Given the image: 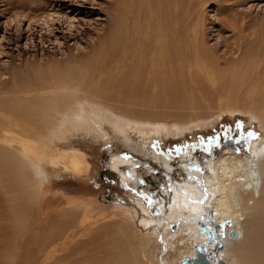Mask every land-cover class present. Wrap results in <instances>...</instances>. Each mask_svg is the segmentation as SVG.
Returning a JSON list of instances; mask_svg holds the SVG:
<instances>
[{"label":"bare ground","instance_id":"1","mask_svg":"<svg viewBox=\"0 0 264 264\" xmlns=\"http://www.w3.org/2000/svg\"><path fill=\"white\" fill-rule=\"evenodd\" d=\"M2 1L6 5L8 19L17 26L21 21L32 22L37 18L41 0ZM206 1L117 0L116 6L110 9V25L104 28L106 30L99 36L100 40L94 42L91 52L73 55L62 65L55 62L53 75L45 84H34L30 73L24 74L21 70H13L10 79L4 85L0 83V162L15 174L20 171L27 185L24 189L27 199L41 208L45 202L44 193L48 191L43 184L59 168L75 174L86 171L88 160L85 161L79 149L69 148L65 153L56 149L55 153L52 152L55 139L62 140L75 120L87 118L88 127H92V119L100 124L108 122L125 141L131 138L128 135L130 130H136L143 138L164 132L181 134L203 122V119L193 116L201 98H209V94L215 91L214 86L237 80L239 86L235 84V90L233 88L225 95L223 92L222 99L243 103L247 108H243V112L249 114L251 121L257 120L264 131L263 42L257 48H251L242 42L241 36H236L238 39L229 43L238 57L234 64L230 59L233 69L230 72L218 70V58L208 44L204 26ZM250 1L254 0H224L225 9L232 15L225 16L223 21L227 20L233 32L242 26L243 30L247 27L256 38L257 33L258 37L261 35L262 20L243 22L250 13L240 8ZM47 17L49 15L42 17L44 23H48ZM19 37L20 34L16 39ZM72 83H76V87L70 88ZM210 86L214 91L209 92ZM241 87L248 90L246 97L238 90ZM107 102L119 105L124 112L115 114ZM257 103L261 106L258 105L260 112L252 110ZM161 104L164 108L189 107L194 111L190 113L193 118L170 125L134 118L156 113L137 110L136 106L156 109ZM41 132L47 134L46 137ZM29 134L37 139H31ZM235 147L233 141L224 147L229 150H223L225 152L221 151L215 157L211 154L213 158L207 162V170L202 171L205 175L203 184L197 183L195 175L201 173V169L191 162L183 164L189 176L188 182L172 185L169 205L165 208L161 205L164 210L157 222L161 227L147 216L149 211L141 202L137 201V205L144 213L142 219L136 220L130 209L118 207L119 214H113L116 216L111 217L110 227L120 235H116L114 241V237L108 239L111 255L107 254V260L100 264H108L109 260L111 264H181L183 257L196 258V246L204 243L223 264H264V137L254 140L246 155ZM129 160L116 154L111 157V167L119 171L120 165ZM44 162L49 164L48 168ZM164 166L171 170L168 161L165 160ZM123 176L125 182L132 179L130 174L124 173ZM50 181L48 183L51 184ZM58 193L66 199V206H55L49 215L39 214L37 218L38 222L44 223L47 232L38 253L50 248L47 254H50L51 264L66 261L68 253L55 258V252H69L80 237L86 240L89 232L104 226L106 218L95 214L87 200L72 199L63 191ZM206 211L209 214L207 221L213 227L228 225L224 234L220 232L219 244L209 241L210 232L202 231L200 215ZM174 224L178 225L175 231L172 228ZM149 227L153 229L149 231ZM158 227L167 251L161 262L156 263ZM233 229L238 232L236 237L229 235ZM202 252H199L201 258L213 264L215 257ZM65 264L74 263L71 260Z\"/></svg>","mask_w":264,"mask_h":264},{"label":"rangeland","instance_id":"2","mask_svg":"<svg viewBox=\"0 0 264 264\" xmlns=\"http://www.w3.org/2000/svg\"><path fill=\"white\" fill-rule=\"evenodd\" d=\"M207 1L206 6L203 7V12H205L203 15L208 44L218 58L219 68L217 69L228 72L233 69L230 59H233L234 64L238 58L234 50H231L233 45L229 43L236 41L238 35L241 36L242 42L247 47L257 48L262 42L264 47V0L250 1L240 7L243 8V12L250 13L249 16L243 18V22L251 19H258L260 22L262 20L261 35L259 36L262 37V41L258 37L259 33L254 38L253 31L247 27L244 28L246 30H243V26L234 32L230 30L227 20L225 22L223 20L226 19L225 16L230 17L232 13L225 9L224 0ZM116 2L117 0H41L40 8L36 13L37 18L32 22L21 21L16 26L14 21L8 19L6 5L0 0V83L4 85L10 79L13 70H21L24 74L30 73L29 77L34 84H45L50 81L55 62L62 65L70 61L73 55L91 52L94 42L97 43L100 40L99 36H102L103 30H106L104 28L110 25L109 21L112 18L110 9L116 6ZM55 10L57 13H53ZM47 15H49L48 23H44L42 17ZM50 16L53 20H50ZM236 17L238 18V16ZM19 34V39H16ZM237 82L236 80L234 83H226L227 85L222 83V86H214L215 91L211 85L208 88L210 91H208H214L211 92L213 95L209 94L211 96L206 97L207 99L201 98L196 110L192 108L195 113L190 111L189 107L175 109L172 106H167L164 108V105L161 104L155 109L150 106H147L149 108L136 106L137 110L145 109L148 113L156 112L153 116L134 117L135 119L140 118L138 120H147L150 123L158 121L170 125L176 121H187L193 116L203 119L200 127H191L181 134L164 132L159 136L152 134L150 138H143L136 130H130L128 135L131 138L129 141H125L119 134L120 132H116L108 122L100 124L92 119L90 130L86 124L87 118H82L81 122L75 120L62 140L55 139L52 152L55 153L56 149L62 153L67 152L69 148L79 149L84 155L85 161L88 160L86 161L87 169L86 171L82 170V173L78 172V174L63 168L56 169L57 173L47 177L48 180L43 184V188L48 191L46 190L44 193L46 203L44 202L41 208L25 197L24 189L27 185L23 182L20 171L17 170L15 174L0 162V264H39L40 262V264H51V259L48 256L50 254H47L50 248L46 249V252L44 250L41 254L38 253L47 232L44 223L38 222L37 218L39 214L49 215V211L55 206L58 208L66 206V199L58 191L70 194L72 199L87 200L90 207L94 208L95 214L106 216L104 226H99L91 233L89 232L85 237L86 240L84 237H80L77 243H73L69 252L67 250L55 252V258L68 253L67 260L63 261L65 263H71L72 260L74 264H100L107 260L106 255H111L108 252L110 251L109 243L107 244L108 239L114 237V241L116 235H120L116 229L112 228L113 231L110 227L111 217L116 216L113 214H119L118 207L130 209L136 220L142 219L144 213L137 205V201L141 202L149 211L147 216L152 217L157 224L161 219L162 210L169 205L172 185L188 182L189 176L186 174L183 164L191 162L195 167H199L201 173L195 174L196 180L198 184H203L205 175L202 171L207 170L209 159L223 150H229L222 147L227 140L225 138L226 129L229 130L227 134L234 137L233 141L239 145L242 153L250 151L254 140L263 139L264 131L257 120L251 121L249 114L243 112V108L247 109L243 103L233 102L235 103L233 104L228 102L227 98L222 99L223 92L225 95L227 91L233 90V88L235 90V84L239 86ZM71 86L70 88L76 87V83H72ZM238 90L241 91L243 97L247 96L246 88L241 87ZM196 96L197 94H195ZM106 104L112 105L111 109L115 114L124 112L119 105H113L110 102ZM223 104L224 106H222ZM258 105V103L255 104V109L252 110L260 112L261 106L259 105V108ZM191 112L194 114H192L193 116H191ZM238 122L242 125L240 129L236 128ZM86 127H88V131ZM249 131L255 135L248 137L246 133ZM41 133L46 137L47 134ZM28 136L33 138L32 134ZM33 139L37 138L34 136ZM218 148L222 149L218 151ZM230 151L235 152L232 149ZM116 154L130 159L120 165V172L114 170L110 163L111 157ZM165 160L168 161L171 170L164 166ZM45 163L44 165L48 168L49 164ZM124 173L125 175L130 174L132 179L125 182L123 180ZM15 175H18L17 178ZM203 201L204 198H202ZM161 205L164 208L161 209ZM134 211L136 212L134 213ZM200 216H202L200 219L203 224L202 231L210 232L209 241L218 242L220 232L224 234L228 225L224 224V228L221 225L213 227L207 221L209 217L207 211L204 214L201 213ZM157 225L160 226L159 223ZM160 227L157 231L158 237H155L159 244V251L155 256L156 263L161 262L167 251V244L163 242ZM177 227L178 225L174 224L172 228L175 231ZM149 228V231L153 229ZM216 236L217 238H215ZM77 244L80 245L76 246ZM202 245V247L207 246L206 243ZM197 247L199 246H196L194 252L197 251ZM54 257L52 259H55ZM63 262L60 264H65ZM108 264H111L110 260Z\"/></svg>","mask_w":264,"mask_h":264},{"label":"water","instance_id":"3","mask_svg":"<svg viewBox=\"0 0 264 264\" xmlns=\"http://www.w3.org/2000/svg\"><path fill=\"white\" fill-rule=\"evenodd\" d=\"M233 142V140H229V139H227L225 142H224V144H223V146L222 147H226L227 146V144L229 143H232ZM236 149H237V147H235ZM220 149H222V148H218V151L220 150ZM237 151H239V150H237ZM212 153V152H211ZM249 152H247V153H243V155H246V154H248ZM229 235L230 236H232V237H236L237 235H238V232L236 231V230H230L229 231ZM213 238V237H212ZM215 238H217V236L215 237ZM219 238V237H218ZM216 240V239H215ZM218 242H220V240L218 239ZM222 242V241H221ZM203 245H201V246H199L198 247V250L196 251V258L195 257H193V258H188V257H183L182 259H181V264H208L207 263V261L205 260V258H201V255H200V251H203L202 253H204V254H208L209 256H212L213 258L215 257V256H213V254L209 251V249H207L205 246L204 247H202ZM201 249V250H200ZM211 250V249H210ZM198 256V257H197ZM213 264H223V262L220 260V258L219 257H215L214 258V263Z\"/></svg>","mask_w":264,"mask_h":264},{"label":"snow or ice","instance_id":"4","mask_svg":"<svg viewBox=\"0 0 264 264\" xmlns=\"http://www.w3.org/2000/svg\"><path fill=\"white\" fill-rule=\"evenodd\" d=\"M236 128H237V129H240V128H242V125L238 122L237 125H236ZM228 131H229V130H227V129L225 130V138H226V139H229V140H233L234 137L229 136V135L227 134ZM246 135H247L248 137H253L255 134L249 131V132L246 133ZM169 191H170V189H169ZM201 202H202V201H201ZM149 203H151V201H149Z\"/></svg>","mask_w":264,"mask_h":264},{"label":"flooded vegetation","instance_id":"5","mask_svg":"<svg viewBox=\"0 0 264 264\" xmlns=\"http://www.w3.org/2000/svg\"><path fill=\"white\" fill-rule=\"evenodd\" d=\"M235 142V141H234ZM235 145H236V147H237V149L236 150H239L240 151V147H239V145L235 142ZM239 153V152H238ZM240 153H242L241 151H240ZM243 154V153H242Z\"/></svg>","mask_w":264,"mask_h":264}]
</instances>
